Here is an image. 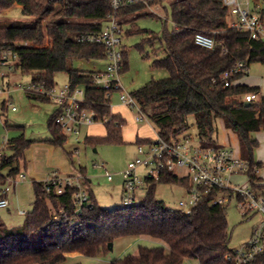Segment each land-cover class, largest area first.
Instances as JSON below:
<instances>
[{"label": "trees", "instance_id": "16d2710c", "mask_svg": "<svg viewBox=\"0 0 264 264\" xmlns=\"http://www.w3.org/2000/svg\"><path fill=\"white\" fill-rule=\"evenodd\" d=\"M165 2L173 26L171 30L164 29L160 36L139 28L135 18H126ZM14 4L20 5L24 16L34 19L0 20V51L10 47L16 53L12 70L29 74L31 82L45 89L54 87L56 72H65L71 87L84 88V106L94 110L97 118L107 119L105 133L86 136L85 142L122 141L126 120L111 111L108 92L92 84L95 70L82 71L71 66L74 59H105L102 45L80 42L78 38L102 29L112 12L110 0H0V11ZM145 14L152 15L151 12L142 15ZM117 15L121 23H130L126 33L144 35L142 42L151 46L155 55L151 66L168 72L167 77L152 79L131 93L143 114L155 125L157 135L167 141L184 135L188 116L193 115L197 136L205 144H211L216 142L214 134L219 119L225 129L236 135L241 157L256 162L254 150L259 142L255 134L264 131V94L259 86L235 83L246 72L232 75L228 86L224 85L222 74L238 61L247 66L252 62L264 63V39H252L247 31L230 26L228 9L222 0H147L122 6ZM257 16L264 21V8ZM42 18L48 19L43 22ZM197 32L212 36L214 47L207 49L196 44ZM155 40L160 41L159 47H152ZM143 43L136 44L140 51ZM158 52L162 56L158 57ZM121 64L120 71L127 66L122 45ZM26 92L30 99L48 100L40 93ZM248 93H255L258 98L246 104L243 97ZM4 107L5 102L1 109ZM56 114L57 108L47 121L51 137L46 142L62 147L67 135L55 122ZM4 126H8L7 121ZM150 140L137 137L135 143ZM31 143L23 134L4 143L10 154L0 155V196L6 179L21 173L20 164L25 166V151ZM5 168L6 174H2ZM78 171L84 174L83 168ZM257 181L264 189L260 177ZM85 183L89 184L87 178ZM156 183L190 187L186 177L164 171L156 180L147 179V193L140 202L113 209L101 207L90 189L91 206L76 215L71 189L54 194L44 189L42 181L32 180L31 209L23 213L22 224L8 227L0 216V264H57L72 251L100 256L108 250V242L125 235L160 239L167 250L163 246H139L136 254H126L110 264H183L185 259H194L198 264H238L228 244V223L222 204H209L204 197L189 213L170 209L155 197ZM61 212L64 216L54 221L52 214ZM245 264H264V254Z\"/></svg>", "mask_w": 264, "mask_h": 264}, {"label": "rangeland", "instance_id": "374dc122", "mask_svg": "<svg viewBox=\"0 0 264 264\" xmlns=\"http://www.w3.org/2000/svg\"><path fill=\"white\" fill-rule=\"evenodd\" d=\"M243 1L244 3L241 6L245 9L247 7L246 2H248L250 13L257 7H264V0ZM145 12H151L152 15H142ZM126 18H135L134 21L139 28L152 30L159 36L164 29L171 30L173 26L168 2L148 7ZM18 19L30 20L34 18L24 16L18 4H14L7 10L0 11V20ZM47 19L42 18V21L45 22ZM232 19L227 16V22ZM121 24L123 26L121 45L126 49L127 66L118 73V82L121 89H117L112 93L110 104L114 111H120L126 119V123L122 127V141L114 143H86V135L99 136L104 133V123L98 121L88 127H83L78 138L67 135L63 146L58 147L71 168L75 171H78L79 168L84 169V176L90 180L89 186L96 201L101 207L106 209L122 206V172L127 167L128 162L137 155L136 137L146 136L154 138L157 135L155 125L145 115L141 121L135 120L137 110L121 104L118 98L119 93H132L152 79L168 76V72L165 69L151 66L155 55L151 50V46L142 42L144 35L126 33L130 23L123 22ZM138 43H143L142 51L136 46ZM159 45L160 41L155 40L152 47H159ZM157 56H162V53L158 52ZM105 63L106 61L103 59H74L71 61V66L77 70L93 71L103 70ZM242 79L250 85H258L261 92L264 93V63L252 62L248 66V72L242 76ZM67 82L68 79L65 72L55 73L54 88L56 90H59ZM29 83H31L29 74L0 65V105L5 101V107L2 110L0 108V149L4 146L5 137L10 139L23 134L25 138L32 140V143L25 151V166L20 164L21 172L26 175L27 179L16 184L14 188L12 187L7 194L8 205L0 208V216L8 227L22 224L24 216L18 213L19 209L24 210V212L31 209L33 199L32 178L34 176V179L46 178L52 171H62L59 166L49 165L48 161L51 158L49 156L50 147L46 142V139L51 137L47 121L57 105L52 100L30 99L25 89L21 87ZM4 121H7V127L4 126ZM187 122L188 128L184 135L191 136L195 140L197 129L194 116L189 115ZM263 134L264 131H259L255 134V136L260 135L258 139L259 145L254 150L255 158L258 157L257 155L264 156ZM214 139L222 144L229 143L235 150L238 149L236 138L228 129L223 127L219 119L217 120V130L214 134ZM4 153L9 155L10 151L4 149ZM6 171V168L3 169L4 173ZM176 172L179 175L182 174L181 170ZM32 173H35V175H32ZM146 173V168H137L138 175L143 177ZM107 174L111 175L110 180L107 179ZM260 174L264 178V159L260 165ZM241 180L242 176H239L237 181ZM6 185L7 183L3 187ZM147 189L146 184L138 187L134 191L133 203L140 202L145 197ZM154 195L157 199L162 200L166 207L179 209L178 201L186 199V188L178 183H156ZM222 205L225 207L228 223V244L234 248L248 239L252 227L262 219V214L251 212L248 215H242L236 206L234 196L230 201H224ZM139 246H163L167 250L166 244L160 239L148 235H125L115 238L112 241L111 248H108L103 255L89 256L72 251L68 252L65 255V259L57 264H110L111 261L119 259L126 254H136ZM183 264H198V262L194 259H185Z\"/></svg>", "mask_w": 264, "mask_h": 264}, {"label": "built area", "instance_id": "2783aa9c", "mask_svg": "<svg viewBox=\"0 0 264 264\" xmlns=\"http://www.w3.org/2000/svg\"><path fill=\"white\" fill-rule=\"evenodd\" d=\"M146 3L147 0H110L112 12L106 17L102 29L98 32L85 33L79 36L80 42L102 45L105 49V67L103 70H95L92 74V84L108 92V96L121 89L118 82V73L121 69V41L122 24L117 15L118 10L125 5ZM228 9V16L234 17L228 24L247 31L250 38L264 39V21L257 15L251 14L247 8H241L238 0H222ZM194 42L201 47L212 49L215 45L212 36L197 32ZM16 53L10 47L0 51V65L12 69ZM239 72H248V66L243 61L236 62L230 69L222 74L225 86L230 84V77ZM25 91L40 93L52 100L57 105L55 122L58 123L66 135L78 138L83 126L95 122L104 123L106 118L99 119L94 110L84 106V88L82 86L71 87L69 83L59 90L54 87L45 89L40 84L33 82L21 86ZM121 104L137 110L135 120L144 119L138 103L131 93L120 92ZM255 93L245 94L243 99L247 102L256 100ZM111 107V104H110ZM14 109V107H12ZM7 140H4V143ZM137 155L129 161L122 172L123 195L122 204H133L134 191L146 184L147 179L156 180L161 172H169L178 177H186L190 187L186 188V199L178 201L180 210L189 213L192 206L208 198L209 204H223L234 196L236 206L242 215L260 213L262 219L255 224L246 241L233 248V260L238 264L251 262L256 256L264 254V189L259 187L260 165L257 162L250 163L241 157L239 150H235L230 144L214 142L205 144L198 136L194 140L191 136L180 135L172 141H167L156 135L149 142L136 144ZM76 152V151H75ZM147 169L143 177L137 174V168ZM181 170L182 174L176 171ZM242 176L241 181L237 178ZM254 176V177H253ZM111 179V175H106ZM26 175L21 172L16 176L6 179L7 185L2 187L0 196V208L8 205V192L16 184L25 181ZM86 177L77 171L65 174L52 171L44 180V189L54 194H62L68 188L72 190L75 208L73 213L78 215L84 207H90L89 184L85 183ZM5 183V184H6ZM23 214L24 212L19 211ZM64 213H53L52 219L59 221Z\"/></svg>", "mask_w": 264, "mask_h": 264}, {"label": "crops", "instance_id": "0c3cea01", "mask_svg": "<svg viewBox=\"0 0 264 264\" xmlns=\"http://www.w3.org/2000/svg\"><path fill=\"white\" fill-rule=\"evenodd\" d=\"M238 3H239V6L240 7H242L241 5L244 3V1L243 0H238ZM246 6L247 7H245V8H247L248 10H249V12H250V9H249V7H248V2H246ZM242 8H244V7H242ZM262 8H264V7H261V8H259V7H257V8H255L254 9V11L251 13V14H255V15H257L258 14V11L260 10V9H262ZM231 18H233L234 19V17L232 16ZM122 28H123V26H122ZM1 74H3V73H1ZM235 83H243V84H247V85H249V86H258V85H250L249 83H246L245 81H243V79L242 78H240V79H238V80H236L235 81ZM261 91V90H260ZM261 94H264V93H262L261 92ZM3 102H5V101H3ZM2 102V103H3ZM2 103H1V105H2ZM1 105H0V108H1ZM57 108V107H56ZM55 108V109H56ZM111 108V107H110ZM2 110V109H1ZM111 111L113 112V113H119V114H121L122 115V117L125 119V117H124V115L120 112V111H114L112 108H111ZM1 114V113H0ZM126 120V119H125ZM222 123V122H221ZM89 126V125H88ZM88 126H83V127H88ZM82 127V128H83ZM82 131V130H81ZM230 131V130H229ZM231 132V131H230ZM104 133H105V130H104ZM103 133V134H104ZM232 133V132H231ZM258 133V132H257ZM102 134V135H103ZM233 134V136L236 138V140H237V137H236V135L234 134V133H232ZM264 135V134H263ZM86 136H92V135H86ZM136 136H138V135H136ZM259 136L260 135H258V136H256V138L257 139H259ZM263 137V136H262ZM13 138V137H12ZM137 138V137H136ZM139 138H152V137H142V136H140ZM5 139L8 141V139L5 137ZM11 139V138H10ZM263 140H264V137H263ZM238 142V141H237ZM225 144H229V143H225ZM47 145H49V147H50V151H49V156L51 157L50 159H49V161H48V163H49V165H56V166H59L60 167V169L62 170L61 172L62 173H65V174H72V173H76L77 171H75L73 168H71L70 166H69V164H68V162H67V160L63 157V155L61 154V151H60V147L59 146H53V145H51V144H49V143H47ZM238 145V144H237ZM263 146H264V142H263ZM59 147V148H58ZM4 149H7V150H9L5 145L0 149V155L1 154H5L4 153ZM6 155V154H5ZM258 157H256L255 158V160H256V162H258V163H260V165L262 164V160L264 159V156H261V155H257ZM54 157H56V158H54ZM1 173L2 174H6V172L4 173L3 172V170L1 171ZM49 174V173H48ZM48 174H46V175H48ZM32 175H35V173H32ZM35 177V176H34ZM34 177L32 178L33 180H37V181H42L45 177H43V178H41V179H34ZM260 178H261V184H264V178H263V176L260 174ZM88 183H90V180L88 179ZM92 191V190H91ZM19 211H22V212H24V210H22V209H19ZM19 211H18V213H19ZM21 214V213H20Z\"/></svg>", "mask_w": 264, "mask_h": 264}, {"label": "water", "instance_id": "95a60500", "mask_svg": "<svg viewBox=\"0 0 264 264\" xmlns=\"http://www.w3.org/2000/svg\"><path fill=\"white\" fill-rule=\"evenodd\" d=\"M248 102H246V104H247ZM111 246H112V242H108V248L110 249L111 248Z\"/></svg>", "mask_w": 264, "mask_h": 264}]
</instances>
